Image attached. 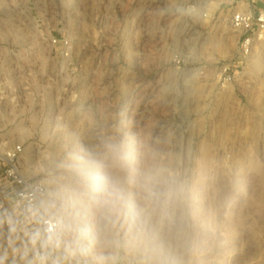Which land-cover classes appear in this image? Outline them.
I'll return each mask as SVG.
<instances>
[{"label":"rangeland","instance_id":"1","mask_svg":"<svg viewBox=\"0 0 264 264\" xmlns=\"http://www.w3.org/2000/svg\"><path fill=\"white\" fill-rule=\"evenodd\" d=\"M20 1L0 142L23 144L61 228H0V264H264V42L218 82L240 0Z\"/></svg>","mask_w":264,"mask_h":264},{"label":"built area","instance_id":"2","mask_svg":"<svg viewBox=\"0 0 264 264\" xmlns=\"http://www.w3.org/2000/svg\"><path fill=\"white\" fill-rule=\"evenodd\" d=\"M22 3L20 0H0V20L23 24L25 6ZM236 4L230 25L237 35L238 49L235 59L228 58L220 68L218 82L223 87L236 80L238 70L244 69L256 47L264 42V0H240ZM52 42L57 44L58 39L52 38ZM63 55L67 57L68 51L63 49ZM23 154V144L0 142V228L7 231L33 228L42 240L47 241L59 233L61 222L51 212L47 184L23 172Z\"/></svg>","mask_w":264,"mask_h":264},{"label":"clouds","instance_id":"3","mask_svg":"<svg viewBox=\"0 0 264 264\" xmlns=\"http://www.w3.org/2000/svg\"><path fill=\"white\" fill-rule=\"evenodd\" d=\"M108 151L112 157V159L114 161H120L121 159H123V149L122 146L120 144H109L108 146ZM91 154L87 153L85 151V155L83 157H81V160H87V157H89ZM89 163H93V164H98L99 162L97 161H88ZM110 196L113 202V205L115 207L116 210L119 211H124V206L121 203L123 197H122V193L118 188H111L110 189ZM142 243H144L145 245V251H148V244L149 241L147 239L143 240Z\"/></svg>","mask_w":264,"mask_h":264},{"label":"bare ground","instance_id":"4","mask_svg":"<svg viewBox=\"0 0 264 264\" xmlns=\"http://www.w3.org/2000/svg\"><path fill=\"white\" fill-rule=\"evenodd\" d=\"M25 131H23V133H24Z\"/></svg>","mask_w":264,"mask_h":264}]
</instances>
